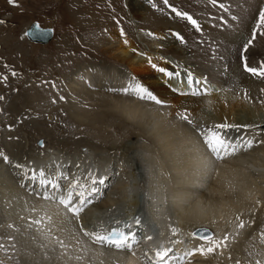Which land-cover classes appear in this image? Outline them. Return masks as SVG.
<instances>
[{
	"label": "bare ground",
	"instance_id": "6f19581e",
	"mask_svg": "<svg viewBox=\"0 0 264 264\" xmlns=\"http://www.w3.org/2000/svg\"><path fill=\"white\" fill-rule=\"evenodd\" d=\"M196 1L200 2L197 19L200 26V30L197 31L199 42H191L197 40L192 31V34H188H191V38H186L181 44L177 40L176 32L185 35V31L175 23L179 20L174 19L175 22H171V18L154 14L149 8H145L142 0H130V12L137 16L140 22L151 21V27L155 29L152 34L155 38L152 36L151 40L157 44L142 46L141 43L140 49L125 32L111 28L105 41L101 40V48L108 57L126 65L129 74L124 72L123 76L120 72L116 73L113 67L106 69L94 65L77 66L67 73L69 78L66 84L72 88L71 96L82 93V96L87 94L91 97V87L97 84L109 92L120 88L116 91L122 95L115 102L117 106L112 105L104 94L95 96L101 107L108 108L99 111L102 117L115 115L113 117H118L120 122L124 123L123 129L120 126L116 128L125 132L127 126L129 128L131 125L129 122H132V118L135 119L132 125L138 126V134L132 132L133 128L128 133L135 138L141 137L134 144L140 146L139 155L146 162L144 175L147 188L145 187V196L142 200L145 203L143 212L132 208L129 212L123 210V203H128L129 206L138 204V196L133 194L132 199L129 198V192L132 193L134 190L136 192L133 188L138 187L130 180L135 179L134 172L131 175L129 171H122L124 174L120 175V180L118 179L111 188L114 196L110 190L108 192L111 172L105 163L90 158L94 154L92 150L98 148L90 142L91 140L81 143L84 146L88 145L86 152L80 151L65 156L55 149L54 142H51L48 136L44 137L43 134L37 133L35 139L43 137V148L36 147L35 151H24L20 154L18 152L20 157L14 152V157L11 155L13 158L7 156L8 167L2 164L7 162L0 157L3 161L1 163L0 160L1 168L4 165L3 168L15 171L20 176L19 180H8L5 170L2 169L0 186L8 187L10 189L8 193L15 192L22 198L25 194H22L15 183L25 181V191L33 198L31 200L25 196V207L37 212V217L36 214L34 217L44 222L41 229L49 240V248L51 247L54 253L56 245L59 244L68 264H148L143 262L145 253L156 254L157 251L168 249L169 245L171 251L165 258L167 264H244L242 259L234 256L236 252L234 246H238L240 251L245 249L251 252L250 255L256 253L260 256V263L264 264V134L256 137L249 131L257 125L264 126V77L252 75L245 71L241 64L247 61L250 67L264 65V35L259 34L264 32V28L257 30L260 13L264 11V0H216V3L212 0ZM254 33L256 38L245 51L244 46L252 39ZM35 44L44 45L47 42ZM158 44L166 45V51L170 52L169 57L164 54L161 56V51L155 50ZM240 55L244 62L240 61ZM159 68L179 73V76L168 77L161 73ZM189 74L193 78L191 85L188 84ZM102 78L115 86L99 81ZM196 80L200 83L196 84ZM136 85L148 89L162 103L157 104L150 99L148 101L146 97L145 100L138 99L139 96L134 91ZM125 88L128 89L127 92L124 91ZM193 91L198 94L192 95ZM32 97L34 98L32 100H37L41 96L39 92H35ZM73 105L69 103L70 110H74ZM71 114L78 121L85 120L82 109H77V113ZM185 115L191 120L192 126L189 127L187 120L182 119ZM94 116L91 115L92 122L96 119ZM218 124H231L238 129L235 134L232 131L234 137L224 139L231 145L230 153L233 148L235 149L231 155L221 153L224 159H217L204 144L202 137V134L208 135L209 128L213 130ZM94 128L100 137L96 139H104V142H107L106 139L112 137L108 135L102 138L99 136L102 127ZM105 130L108 134L113 131V136H116L114 126L111 130L107 127ZM239 133L248 136L238 137ZM143 139L147 142H143ZM248 141H252L251 147L248 146ZM118 142H112L113 149L118 147ZM128 145L130 146V143ZM8 147L13 150L17 147L16 142H11ZM22 155H26L27 158L22 159ZM122 158L120 160H123ZM64 160L67 165L70 164L69 166L74 168L73 173L79 167L84 173L76 178L74 174L68 178L69 172L59 173L55 165L59 167ZM51 162L55 164L48 168L47 165ZM66 164L64 163V166ZM123 166L125 167V164ZM248 167L252 168L249 171L253 173L247 170ZM41 169L46 173V178L58 183L60 188L41 187L38 183ZM32 170L36 171V179H31ZM72 180H78L79 185L84 186L83 189L77 186L74 191L83 190L87 194V190L93 187L99 189V192L94 194V203L87 206L85 212L81 214L80 220L85 224L84 230L101 233L103 228L108 230L110 226L114 229L122 228L121 224L130 226V229H122L123 232L137 230L139 225L135 226L133 222L139 217L140 222L149 228L152 224L159 226L163 234L161 237H165V227L173 224L180 229L177 234L172 235L173 238L183 236L185 238L176 243L170 240L163 243V239H160L162 243L156 245L153 236L152 240H147V236L140 233L136 234V243L132 245L131 251L126 249L120 251L114 247L93 243L83 234L81 225L76 223L80 220L66 213L62 207H58L55 200L43 198L45 191L55 196L64 194V188ZM99 180H103L104 183L99 184ZM139 191L143 193L138 189L137 192ZM32 211L30 213L33 215ZM237 217L244 222L247 220L244 228L238 227L240 221ZM171 218L174 220L170 221ZM197 227H207L210 231H204L205 236H202L203 229L199 232ZM211 231L214 234L211 236L213 241H221L227 236V246L221 245L211 254L197 253L191 257L179 258L184 246L189 247L191 251L211 246L208 240L202 238L210 237L208 233ZM232 234L241 235L236 245L229 241ZM152 246L155 251L152 250ZM233 250L234 252H231Z\"/></svg>",
	"mask_w": 264,
	"mask_h": 264
},
{
	"label": "rangeland",
	"instance_id": "374dc122",
	"mask_svg": "<svg viewBox=\"0 0 264 264\" xmlns=\"http://www.w3.org/2000/svg\"><path fill=\"white\" fill-rule=\"evenodd\" d=\"M142 1L144 7L149 8L154 14L166 18L169 17L171 18V22H175L174 19L179 20L175 23H178L177 25L185 31V35H182L181 31L179 34L183 37V42L177 38L181 44L186 41V38H191L192 31L197 40H191V42H199L197 30L185 18L177 16L172 10L175 8L181 13H188L197 20L200 9L199 1L168 0L167 4L164 3V0ZM129 8L130 0H14V2L0 0V21H3V23H0V97H2L0 99V152H3L4 155L9 156L11 159L14 157V152H16L15 154H18V152L20 154L24 151H35L36 147L33 141L36 140L37 136L35 137V135L37 133L43 134L44 137L48 136L49 140L54 142L55 149L64 153L65 156L73 155L80 151L86 152L88 145L84 146L81 143L91 140L90 142L98 148L95 151L92 150L94 154L90 158H95L96 161L105 163L111 172V182L109 183L108 192L110 190L112 194L113 190L111 188L120 178V175L124 174L122 171H129L131 175L134 172L136 174L135 179L131 178V175L128 177L138 187L133 188V190L136 189V192H134L135 190H132V193L129 192V198L132 199L133 194L138 196V204L135 203L136 205L129 206L128 203H123V210L129 212L133 209L143 212L145 210V203L142 200L145 196L144 190L147 188L146 175H144L146 174L144 166L146 162L139 155L140 146L134 144L141 137L135 138L128 133L133 128L132 132L138 134V126L132 125L133 120H135L132 118V122H129L131 125L129 128L127 126L125 132L116 128L120 126L123 129L124 123L120 122L121 120L118 117H113L115 115H112V117H102L99 111H102L106 107H101L98 104L99 100L95 96L96 94H104L112 105L117 106L115 105L116 100L122 97L120 93L116 92L120 88L117 87L115 91L109 92L97 84V86L93 85L91 87V97H88L87 94L82 96V93L71 96L72 88L66 84L69 78L67 73L81 65H94L99 68L106 67V69L113 67L116 73L120 72L123 75L125 72L129 74L126 65L108 57L107 53L101 48L102 44L100 42L102 39L105 41L111 28H115L118 32L119 30H123L128 37L133 39L134 45H137L140 49V45L142 44V46H155L157 44L151 40L152 36L155 38V35H152L155 29L151 27V21L140 22L138 17H135L130 12ZM34 20L44 26H52V29H54L53 38L47 44H35L29 42L23 36L24 27ZM176 33L178 34V32ZM189 33L191 34L188 35ZM159 44L155 50H160L161 56L164 54L169 57L170 52L166 51V45L162 44L159 46ZM241 57L240 55V61L244 62ZM231 59L233 60V57ZM95 76L97 75L95 74ZM103 79L99 81H104L109 86H115L112 82L106 80L107 84ZM70 86L74 87L73 85ZM35 92H39V96L41 97L37 98V100H32L34 99L32 96ZM45 99L47 102H45ZM147 100L149 101V99ZM69 103L74 104V110L69 109ZM77 109L84 111V121H78L72 116L71 113H77ZM92 112L95 115L94 118H96L93 122L91 119V115L93 114L90 115ZM96 115H98V118ZM119 122L120 124H118ZM100 123L101 125H99ZM187 123H189L188 120ZM187 125L192 126V123ZM98 126L102 127L101 131H99V136H102V138L108 135L112 136L106 139L107 142H104V139H96L100 138L94 128ZM113 126L116 136H113V131L108 134L105 130L106 127L108 130H111ZM234 127L230 124L229 127L224 129L214 127L213 130L209 128L208 131L211 130L216 133L218 131V133L220 132V136L228 139L229 137H234L236 130H238L237 127ZM232 131H234V134ZM249 131L256 137L261 136L264 134V126L257 125L256 128H252ZM246 135L245 133H239L238 137H247L248 135ZM205 136L206 134H202L203 138ZM11 142H16L17 147L13 148L14 151L8 147ZM112 142H118L116 149L112 148ZM143 142H147L146 139H143ZM129 143L130 146L128 145ZM17 149L18 151H16ZM19 154L18 156L20 157ZM120 156L121 158L123 157V160H120ZM21 158L25 159L27 156L22 155ZM0 160L2 163V158ZM109 160L111 161L110 163L108 162ZM64 163L66 164L65 160L59 167L55 165V169L59 173L62 172V174L69 172L67 175L70 177L68 178L73 177V174L76 178V176L79 177L84 173L81 167L77 168L74 171L75 173H73L74 168H71L70 164L64 166ZM2 164H6L8 167V162H3ZM51 164L55 163L51 162L47 167H51ZM121 164L122 166H120ZM124 164L125 167L123 166ZM3 166L1 168L0 164V171L2 169L5 170L4 173L9 178L8 180L16 181L20 179L19 173L9 171L8 168L5 169ZM138 170L139 172L142 171V173H139ZM247 170H252V168L248 167ZM47 172L49 171L47 170ZM249 172L251 173L252 171ZM18 183H15L16 186L23 195L25 194L22 198L19 197L21 195H16L15 192L8 193L10 192L8 187L0 186V264H68L59 244L56 245L57 248L54 253L52 248H49V240L46 233L41 229L44 226V222L40 218L35 219L34 216L36 214L37 217V212L35 213L32 211L33 209H28L24 205L26 203L25 196L33 200L30 193L25 191V181ZM34 186L32 187L34 188ZM138 189L143 193L137 192ZM18 200L20 203L17 202ZM31 211L32 213L34 212L33 215L30 213ZM25 215L27 216L25 217ZM139 215L142 214L139 213ZM173 220L171 218L170 221ZM35 221H39V223H35ZM81 221L76 223L85 225ZM245 224L247 225V220ZM10 225L11 227H9ZM170 226L171 232H173V229L176 232H173L171 235L174 236V234L179 232L178 230L180 229L177 226L173 224ZM202 229V236H205L204 231H210L207 227H197L199 232ZM208 235L211 237L214 234L211 231ZM240 236L232 234V238H229V241L236 245L240 240ZM178 238V241L173 242H179L185 236ZM234 250L236 251L234 256L242 259L244 264H258V262L262 264L260 263V256L256 253L250 255L251 252L245 249L240 251L238 246H234ZM234 250L231 252H234Z\"/></svg>",
	"mask_w": 264,
	"mask_h": 264
},
{
	"label": "snow or ice",
	"instance_id": "6c2138e0",
	"mask_svg": "<svg viewBox=\"0 0 264 264\" xmlns=\"http://www.w3.org/2000/svg\"><path fill=\"white\" fill-rule=\"evenodd\" d=\"M10 2H14V0H10ZM168 0H164V3L167 4ZM213 3H216V0H212ZM177 16H181L185 18L197 31L200 30V26L196 19H194L192 16H190L188 13H181L177 11L175 8L172 9ZM0 23H3V21H0ZM264 28V11L260 13L259 21L257 23V30ZM260 35H264V32H259ZM177 38L180 39L183 42V37L179 34H176ZM256 38V33L253 34V37L251 40L248 41L247 44L244 46V50L247 51L248 47L251 45L252 40ZM155 68L156 65H153ZM245 71L251 73L254 76L264 77V65H261L260 67H250L247 62L244 64ZM161 73H164L168 77H172L173 75L179 76V73H172L166 71L165 68H159L158 69ZM5 79H7L5 77ZM196 84H199L200 81L196 80ZM188 84H193V78L191 77V74H189L188 77ZM125 92L128 91L127 88L124 89ZM134 91L139 96V98L144 99L145 97L155 101V103L160 104L162 101L157 99L154 95L151 94V92L148 91V89L144 88L141 85H136L134 88ZM198 93L193 91L192 95H197ZM2 99V97H0ZM63 99V97H61ZM55 102V101H54ZM182 119L188 120L187 116H182ZM189 123H191L190 120H188ZM216 128L224 129L229 127L227 124H218L215 126ZM204 144L207 146L209 151L215 155L217 159H224V155H231L235 152V149H232V152H229V147L231 146L229 143H227L224 138L220 135H218L215 132H212L209 130V134L205 136L204 138ZM248 146H252V141H248ZM221 153H224V155H221ZM0 157H3V160L5 162H8V157L4 155L3 152H0ZM16 167H21L20 165H16ZM39 185L45 189H48L49 187L52 189H58L60 188V185L58 183H54L53 181H50L46 178V173L43 169L39 171ZM31 179H36V171L32 170V176ZM95 184L96 181H93ZM103 180H99V184H103ZM79 186L81 189H83V185H79L78 180H72L69 181V184L67 187L64 188V194L55 196V195H49L47 191H45L43 198L47 200H55L57 202L58 207H62V209L66 212L71 214V216L77 220H80L81 214L85 212L87 206L94 203V194L99 192L98 188H91L87 190V194H85V191H74L76 187ZM237 219L240 221L238 227L244 228L245 222L240 219V217H237ZM35 223H39V221H35ZM135 223L137 225L140 224L139 217L135 218ZM11 227V225L9 226ZM130 227V226H129ZM81 230L83 231V234L87 237H89L93 243L100 244L102 246H108V247H114L117 250L123 251L125 249L131 251L132 245L136 243V234L134 232L132 233H126L123 231L113 230L109 232L108 234H102L99 232H89L87 230L83 229V225H81ZM173 232L175 233V229H173ZM195 235V234H193ZM205 240H208L211 244V246L204 248L200 247L197 249H194L193 251H189L184 253L185 257H191L199 253L200 255H206L214 253L218 248L223 245L224 247L227 246L226 241L228 240V237L225 236L223 240L221 241H213L211 237H202ZM147 240H152V236H148L146 238ZM62 243V242H61ZM171 249H162L160 251L156 252L157 261L160 262V264H167V260L165 259L168 257L169 252ZM134 254V253H133ZM259 264V262H258Z\"/></svg>",
	"mask_w": 264,
	"mask_h": 264
},
{
	"label": "water",
	"instance_id": "95a60500",
	"mask_svg": "<svg viewBox=\"0 0 264 264\" xmlns=\"http://www.w3.org/2000/svg\"><path fill=\"white\" fill-rule=\"evenodd\" d=\"M25 37L31 42L46 43L52 38V28L40 27L36 23H31L24 31ZM34 143L39 147H44L43 137L37 138Z\"/></svg>",
	"mask_w": 264,
	"mask_h": 264
}]
</instances>
